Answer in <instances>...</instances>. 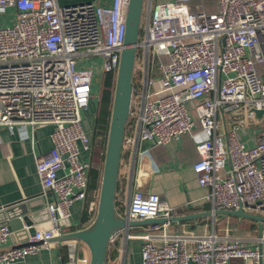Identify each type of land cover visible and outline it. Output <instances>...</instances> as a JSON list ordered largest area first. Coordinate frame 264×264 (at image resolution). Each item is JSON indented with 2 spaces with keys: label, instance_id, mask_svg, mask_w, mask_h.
Listing matches in <instances>:
<instances>
[{
  "label": "built area",
  "instance_id": "2783aa9c",
  "mask_svg": "<svg viewBox=\"0 0 264 264\" xmlns=\"http://www.w3.org/2000/svg\"><path fill=\"white\" fill-rule=\"evenodd\" d=\"M127 1L0 0V14L13 12L9 23H0V125L28 126L32 133L52 126L50 149L35 158L41 196L52 195L47 220L22 246L4 247L11 231L1 226L0 264L24 259L65 232L73 203L85 197L92 147L82 112L94 78L101 82L117 72ZM144 1L122 151H140L145 142L165 145L198 124L192 168L208 188L209 209L240 207L264 217V79L258 68L264 66V0H216L213 11L194 0ZM95 56L99 72L86 62ZM130 196L118 210L127 219L165 221L116 230L105 264H136L128 259L133 240L140 242L138 264H264L263 228L236 233L227 221L216 227L211 216L206 228L172 230L173 208L157 193L139 185ZM78 242L67 241L62 264L88 263L76 253Z\"/></svg>",
  "mask_w": 264,
  "mask_h": 264
},
{
  "label": "crops",
  "instance_id": "0c3cea01",
  "mask_svg": "<svg viewBox=\"0 0 264 264\" xmlns=\"http://www.w3.org/2000/svg\"><path fill=\"white\" fill-rule=\"evenodd\" d=\"M111 1L57 0L61 6L77 5L84 2L107 5ZM160 1L166 0H156V2ZM215 9L216 0H214L213 9L207 11ZM258 68L261 75L264 74V71L261 70L264 66L259 65ZM95 107L92 108L91 122H93ZM92 126L85 129L89 135L91 147ZM199 128L197 124L193 132L183 134L178 140L168 142L165 145L152 146L149 142H145L140 146V151L142 152H134V150L129 149L122 151L115 195L116 207H118L119 211L131 197L132 190L139 185H142L145 191L157 193L162 201L173 208V215H186L209 210L210 206L204 200V195L208 192V188L198 184L192 168L199 157L193 137V134L198 132ZM51 130V125L36 128L34 133L31 132L28 126L26 129L21 130L17 126L10 129L7 126L0 125V210L19 202H25L38 215V223L35 226L46 222L45 204L52 199L51 194H48L47 197L41 196V183L35 169L36 156L39 153L46 152L51 147ZM245 138L246 136L241 135V139L245 140ZM247 143L252 144L249 141ZM82 156L86 157L88 154L84 152ZM83 205L84 199H78L73 203L70 224L64 228L65 232L74 230L67 229L69 225L74 226L75 229L87 225L81 224ZM218 217L223 216L217 215L216 218ZM234 219L240 226H243V218L235 217ZM210 222L211 216L190 220L184 219L179 223L173 221L171 229H181V231L185 232L194 228L196 224L206 228L207 225H210ZM252 227L253 233H258V225L253 224ZM135 229H140V227ZM248 231L250 230H244L239 233ZM68 240H50L48 245L41 247L36 253L28 254L24 259L10 264H62L67 260L66 243ZM20 243V239L11 231L4 247ZM131 251L128 255L130 261H132ZM76 253L79 256L89 257L88 248L82 242H78ZM76 264H87V262L78 261ZM228 264H242V260L232 259Z\"/></svg>",
  "mask_w": 264,
  "mask_h": 264
},
{
  "label": "water",
  "instance_id": "95a60500",
  "mask_svg": "<svg viewBox=\"0 0 264 264\" xmlns=\"http://www.w3.org/2000/svg\"><path fill=\"white\" fill-rule=\"evenodd\" d=\"M144 0H128L124 15L123 47L119 54L117 72L115 74L111 111L106 137L103 165L100 177L96 210L92 220L84 227L72 231L61 232L51 240L76 239L82 242L89 252L87 264H105L108 240L119 229L134 226H144L165 221L162 217L129 220L122 215L115 205V195L118 182L122 141L128 118L132 95V73L136 54V44L139 37L141 16ZM262 110H257L260 115ZM232 216L257 222L261 233L264 217L247 213L238 208L204 210L186 215H173L172 221L196 219L204 216ZM38 223L36 211L30 209L25 202L13 204L0 210V227L6 225L20 239L22 246L34 233Z\"/></svg>",
  "mask_w": 264,
  "mask_h": 264
},
{
  "label": "trees",
  "instance_id": "16d2710c",
  "mask_svg": "<svg viewBox=\"0 0 264 264\" xmlns=\"http://www.w3.org/2000/svg\"><path fill=\"white\" fill-rule=\"evenodd\" d=\"M264 79V74H262ZM115 72L105 73L101 79L98 99L95 107V114L92 126V166L88 171V183L85 191L84 205L81 213V224H88L93 217L97 194L99 191L100 177L103 165L104 151L108 124L111 111L112 95L114 90ZM116 205V202H115ZM67 229H75L68 226ZM112 255L115 252L112 250Z\"/></svg>",
  "mask_w": 264,
  "mask_h": 264
},
{
  "label": "rangeland",
  "instance_id": "374dc122",
  "mask_svg": "<svg viewBox=\"0 0 264 264\" xmlns=\"http://www.w3.org/2000/svg\"><path fill=\"white\" fill-rule=\"evenodd\" d=\"M156 1V0H154ZM194 2L199 5V7L201 6V8H204L206 10H212L213 9V3L214 0H194ZM13 12L9 9L7 11V13L5 14H0V23H9V20L11 19V17L13 16L12 14ZM100 58L98 56L95 57H88V59L86 60V62L90 63L91 65H95L96 67V71H98V66H100ZM88 63V64H89ZM262 71H264V68H261ZM99 72V71H98ZM96 74V73H95ZM98 74V73H97ZM97 74L95 76H97ZM95 80L93 81V86H92V97L90 100V104L89 107L86 108L83 112H82V124L84 129H86V127L92 126L93 122H91L92 119V108L96 106V102L98 99V93H99V89H100V80L96 79V77L94 78ZM235 217H231V216H223V217H218L216 219V227L220 228L222 225H224L227 222H229V224L232 226V228L234 229V232H241V231H246V230H252V226L253 224H257L256 220L252 221V220H247L244 219L243 221V226H240L236 220L234 219ZM253 223V224H252ZM262 228L264 229V223H262ZM132 247V255H131V259L134 263L138 264L139 259H140V242L138 240H134L132 241V245H130V248Z\"/></svg>",
  "mask_w": 264,
  "mask_h": 264
}]
</instances>
